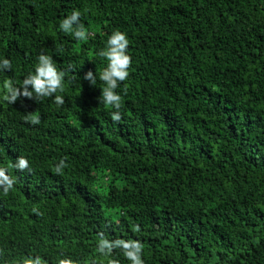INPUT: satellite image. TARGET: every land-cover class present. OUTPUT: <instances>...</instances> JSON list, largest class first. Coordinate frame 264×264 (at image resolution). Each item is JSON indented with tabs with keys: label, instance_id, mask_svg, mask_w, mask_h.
<instances>
[{
	"label": "trees",
	"instance_id": "16d2710c",
	"mask_svg": "<svg viewBox=\"0 0 264 264\" xmlns=\"http://www.w3.org/2000/svg\"><path fill=\"white\" fill-rule=\"evenodd\" d=\"M74 10L85 40L59 27ZM117 30L132 57L118 123L99 99ZM42 53L64 91L4 101ZM3 59L0 167L16 183L0 188V264H131L99 253L100 233L139 240L144 264H264V0H0Z\"/></svg>",
	"mask_w": 264,
	"mask_h": 264
},
{
	"label": "clouds",
	"instance_id": "9594fccd",
	"mask_svg": "<svg viewBox=\"0 0 264 264\" xmlns=\"http://www.w3.org/2000/svg\"><path fill=\"white\" fill-rule=\"evenodd\" d=\"M79 11H73L72 14L64 18L59 27L65 33H71L77 40H85L90 35L82 23H80ZM129 40L125 33L117 30L113 32L108 40L107 46L99 55L105 57L108 61L107 66L99 73V79L104 83L101 89L100 102L106 107L114 109L111 111V119L113 122H119L121 116V101L122 97L115 91L119 82L125 81L129 76V69L132 64V57L128 54ZM11 61L3 59L0 62V68L11 70ZM64 76L65 73L57 69L53 58L51 56L40 54L38 57V64L35 68L34 74L26 76L20 87L14 86L11 80H5L3 83L4 95L3 100L9 104H14L18 98L25 97L28 99L41 100L45 97H52L58 91H64ZM83 79L87 80L92 86L96 84V74L90 70L85 73ZM31 88V90H29ZM54 102L57 105L64 104V98L60 95H55ZM26 121L32 124L40 122L37 115H30L25 117ZM12 167L24 171L29 170V162L23 156L17 158V162ZM66 167L65 160L61 159L59 164L54 168L57 174L62 173V169ZM16 180L7 174V169L0 167V188L3 189L5 195L13 188ZM35 212L36 209H33ZM136 230L139 228L137 226ZM99 241L97 251L105 256H110L112 251L120 248L124 256L131 262V264H144L142 259V251L144 245L139 240L133 239H116L108 240L103 233L99 234ZM23 264H46L40 257L28 258L23 261ZM59 264H76L75 261L69 259H61ZM108 264H120L118 260L110 259Z\"/></svg>",
	"mask_w": 264,
	"mask_h": 264
}]
</instances>
